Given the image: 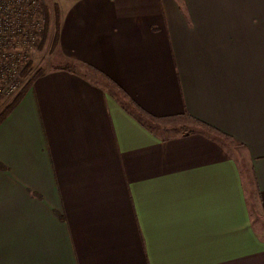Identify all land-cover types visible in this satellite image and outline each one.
Segmentation results:
<instances>
[{"label":"crops","instance_id":"obj_1","mask_svg":"<svg viewBox=\"0 0 264 264\" xmlns=\"http://www.w3.org/2000/svg\"><path fill=\"white\" fill-rule=\"evenodd\" d=\"M52 2L0 123V264H264V0Z\"/></svg>","mask_w":264,"mask_h":264},{"label":"built area","instance_id":"obj_2","mask_svg":"<svg viewBox=\"0 0 264 264\" xmlns=\"http://www.w3.org/2000/svg\"><path fill=\"white\" fill-rule=\"evenodd\" d=\"M47 7V0H0V101L33 79L29 67L43 40Z\"/></svg>","mask_w":264,"mask_h":264},{"label":"rangeland","instance_id":"obj_3","mask_svg":"<svg viewBox=\"0 0 264 264\" xmlns=\"http://www.w3.org/2000/svg\"><path fill=\"white\" fill-rule=\"evenodd\" d=\"M52 1L53 0H47V4H48L47 11H46L47 13H49L50 10L54 11V3ZM56 30H57V25H56L55 17H54V20H52L51 22L50 15H49L42 43L40 44V47L35 56L34 62L29 67V70L31 69L30 71L31 79L33 76H35L39 72L41 71L43 72L44 70H46V68L50 67V64L52 61L51 60V54L53 51L52 48H54V44L57 38ZM20 92L12 98L3 99L4 101L3 100L0 101V117L5 113V111L9 108V106L14 102V100L20 94ZM142 117L146 120L147 123L151 125L159 126V125L171 124L173 125V129L175 130V132H188L192 130L191 123H189V121H186L184 117H177V118L166 119V120H152L147 117H144L143 115ZM227 150L232 155L241 158L243 166L244 167L246 166L245 162L247 159L245 158V153L240 146H237L234 143L229 142L227 144Z\"/></svg>","mask_w":264,"mask_h":264},{"label":"trees","instance_id":"obj_4","mask_svg":"<svg viewBox=\"0 0 264 264\" xmlns=\"http://www.w3.org/2000/svg\"><path fill=\"white\" fill-rule=\"evenodd\" d=\"M56 43V41H55ZM37 75V74H36ZM35 75V76H36ZM33 77V79L35 78ZM33 79L26 85V87L20 92V94L16 97L14 102L9 106V108L5 111V113L0 117V123L10 114V112L15 108V106L18 104V102L21 100L22 96L26 92L27 88L31 85Z\"/></svg>","mask_w":264,"mask_h":264}]
</instances>
